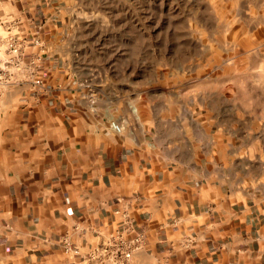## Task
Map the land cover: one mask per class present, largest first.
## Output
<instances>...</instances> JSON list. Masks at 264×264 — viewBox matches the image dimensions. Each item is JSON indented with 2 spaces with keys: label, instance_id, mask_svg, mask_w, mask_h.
I'll list each match as a JSON object with an SVG mask.
<instances>
[{
  "label": "crops",
  "instance_id": "crops-1",
  "mask_svg": "<svg viewBox=\"0 0 264 264\" xmlns=\"http://www.w3.org/2000/svg\"><path fill=\"white\" fill-rule=\"evenodd\" d=\"M56 74L39 91L0 89V264H84L125 207L146 234L138 264H264V134L252 117L135 119L128 102H93ZM66 233L80 255L64 252Z\"/></svg>",
  "mask_w": 264,
  "mask_h": 264
},
{
  "label": "rangeland",
  "instance_id": "rangeland-1",
  "mask_svg": "<svg viewBox=\"0 0 264 264\" xmlns=\"http://www.w3.org/2000/svg\"><path fill=\"white\" fill-rule=\"evenodd\" d=\"M36 1L26 11L0 0V29L10 21L25 40V67L10 64L0 89L39 91L58 68L93 102L102 92L128 102L135 119L238 115L264 134V0ZM35 37L44 51L33 65Z\"/></svg>",
  "mask_w": 264,
  "mask_h": 264
},
{
  "label": "built area",
  "instance_id": "built-area-1",
  "mask_svg": "<svg viewBox=\"0 0 264 264\" xmlns=\"http://www.w3.org/2000/svg\"><path fill=\"white\" fill-rule=\"evenodd\" d=\"M3 21L1 22L3 28L0 29V82L5 83L8 73L11 72L10 64L16 67L21 65L20 60L25 40L18 35L21 33L18 26L13 25L10 21L3 24ZM31 45L38 52V55L36 54L32 59L34 65L42 60L44 44L38 37H35L32 39ZM20 67H25L24 63ZM131 108L135 114L137 108L133 106ZM125 120L122 117L113 119L112 128L116 132L122 133L127 124ZM116 212L122 215V219L117 224L118 228L108 233H100L102 239L85 252L84 261L86 263L84 264H138L136 256L147 244L146 235L143 231L135 229V219L131 214L130 207L117 209ZM75 228L79 229V225H75ZM61 243L67 254L80 255L82 253V248L73 243L68 233L63 235ZM153 264L162 263L155 262Z\"/></svg>",
  "mask_w": 264,
  "mask_h": 264
},
{
  "label": "bare ground",
  "instance_id": "bare-ground-1",
  "mask_svg": "<svg viewBox=\"0 0 264 264\" xmlns=\"http://www.w3.org/2000/svg\"><path fill=\"white\" fill-rule=\"evenodd\" d=\"M135 108H136V107H135ZM135 111H137V109H136Z\"/></svg>",
  "mask_w": 264,
  "mask_h": 264
}]
</instances>
